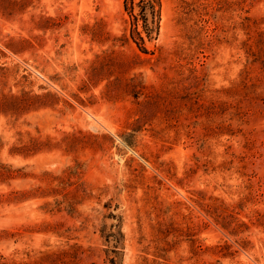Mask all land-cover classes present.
Here are the masks:
<instances>
[{
	"label": "rangeland",
	"instance_id": "1",
	"mask_svg": "<svg viewBox=\"0 0 264 264\" xmlns=\"http://www.w3.org/2000/svg\"><path fill=\"white\" fill-rule=\"evenodd\" d=\"M0 264H264V0H0Z\"/></svg>",
	"mask_w": 264,
	"mask_h": 264
},
{
	"label": "trees",
	"instance_id": "2",
	"mask_svg": "<svg viewBox=\"0 0 264 264\" xmlns=\"http://www.w3.org/2000/svg\"><path fill=\"white\" fill-rule=\"evenodd\" d=\"M157 1V0H156ZM143 4H146L148 7H149V10H150V12L152 13V14H154L153 12H154V5H153V3H151L150 1H146L145 3H143ZM143 6L144 5H141L140 6V17H141V19H142V21H143V28H144V30H145V33L147 34V35H149V32H150V29L147 27V25H146V21H145V12L143 11ZM133 36L136 38V40H139V41H143V37L140 35V33H139V31H137L135 28H134V30H133ZM137 42V41H136ZM142 49H143V47H141Z\"/></svg>",
	"mask_w": 264,
	"mask_h": 264
}]
</instances>
